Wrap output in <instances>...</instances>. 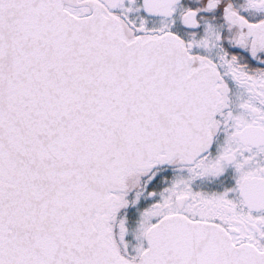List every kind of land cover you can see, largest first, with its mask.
<instances>
[{
	"label": "snow or ice",
	"instance_id": "1",
	"mask_svg": "<svg viewBox=\"0 0 264 264\" xmlns=\"http://www.w3.org/2000/svg\"><path fill=\"white\" fill-rule=\"evenodd\" d=\"M0 264H264V0H0Z\"/></svg>",
	"mask_w": 264,
	"mask_h": 264
}]
</instances>
